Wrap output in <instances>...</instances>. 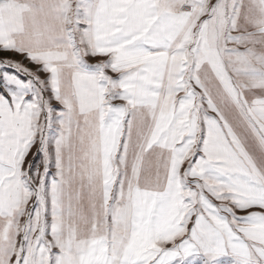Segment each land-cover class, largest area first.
<instances>
[{"label":"snow or ice","instance_id":"obj_1","mask_svg":"<svg viewBox=\"0 0 264 264\" xmlns=\"http://www.w3.org/2000/svg\"><path fill=\"white\" fill-rule=\"evenodd\" d=\"M0 264H264V0H0Z\"/></svg>","mask_w":264,"mask_h":264},{"label":"rangeland","instance_id":"obj_2","mask_svg":"<svg viewBox=\"0 0 264 264\" xmlns=\"http://www.w3.org/2000/svg\"><path fill=\"white\" fill-rule=\"evenodd\" d=\"M12 56L14 59H21L19 56H14L12 53H0V56Z\"/></svg>","mask_w":264,"mask_h":264}]
</instances>
